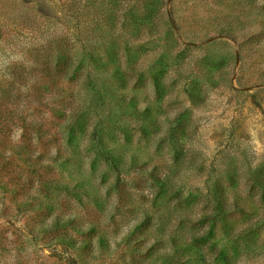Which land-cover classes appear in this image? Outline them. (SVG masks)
<instances>
[{
  "label": "rangeland",
  "instance_id": "obj_1",
  "mask_svg": "<svg viewBox=\"0 0 264 264\" xmlns=\"http://www.w3.org/2000/svg\"><path fill=\"white\" fill-rule=\"evenodd\" d=\"M0 264H264V0H0Z\"/></svg>",
  "mask_w": 264,
  "mask_h": 264
},
{
  "label": "trees",
  "instance_id": "obj_2",
  "mask_svg": "<svg viewBox=\"0 0 264 264\" xmlns=\"http://www.w3.org/2000/svg\"><path fill=\"white\" fill-rule=\"evenodd\" d=\"M64 44H67V43H64ZM64 44H62V45H64ZM62 45L60 46V49H58L59 47H56V50L58 51L57 54H56L57 59L60 58V56L62 54L61 52H65V51H63V46ZM66 47H70V46L67 45ZM48 52H47V54H49ZM61 57H63V56H61ZM70 65H72V64H70ZM212 209L213 210H217L220 214H222L224 212V203L222 201L216 200L215 204L212 206ZM66 245H68L71 248V247H73V242L72 241H70V242L68 241V242H66Z\"/></svg>",
  "mask_w": 264,
  "mask_h": 264
}]
</instances>
